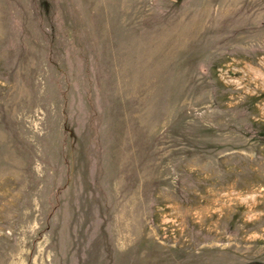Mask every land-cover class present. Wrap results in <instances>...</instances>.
I'll return each instance as SVG.
<instances>
[{
  "label": "rangeland",
  "instance_id": "obj_1",
  "mask_svg": "<svg viewBox=\"0 0 264 264\" xmlns=\"http://www.w3.org/2000/svg\"><path fill=\"white\" fill-rule=\"evenodd\" d=\"M0 264H264V0H0Z\"/></svg>",
  "mask_w": 264,
  "mask_h": 264
}]
</instances>
